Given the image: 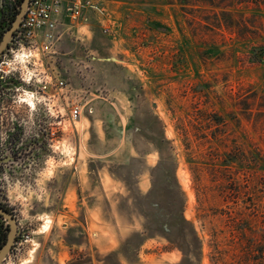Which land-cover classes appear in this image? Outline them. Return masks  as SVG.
<instances>
[{
    "label": "rangeland",
    "instance_id": "obj_1",
    "mask_svg": "<svg viewBox=\"0 0 264 264\" xmlns=\"http://www.w3.org/2000/svg\"><path fill=\"white\" fill-rule=\"evenodd\" d=\"M91 1L37 65L67 91L7 109L44 110L50 134L6 183L20 234L1 264H264V0ZM161 157L199 240L188 261L146 226Z\"/></svg>",
    "mask_w": 264,
    "mask_h": 264
},
{
    "label": "built area",
    "instance_id": "obj_2",
    "mask_svg": "<svg viewBox=\"0 0 264 264\" xmlns=\"http://www.w3.org/2000/svg\"><path fill=\"white\" fill-rule=\"evenodd\" d=\"M89 8L101 11L91 0H30L20 23L19 48L13 53L10 61L4 62L6 66H12V70H16L23 78L25 86L18 87V90H21L24 96L19 94L17 101H24L31 108L41 102L43 105H40L44 109L51 96L61 94L59 92L62 89L67 91V82L58 72H40L37 65L56 57L57 43L63 30H66V25L78 21ZM21 67L26 69V73ZM29 99L33 101V105ZM80 110L79 104L70 105L67 119L76 120L80 116Z\"/></svg>",
    "mask_w": 264,
    "mask_h": 264
},
{
    "label": "flooded vegetation",
    "instance_id": "obj_3",
    "mask_svg": "<svg viewBox=\"0 0 264 264\" xmlns=\"http://www.w3.org/2000/svg\"><path fill=\"white\" fill-rule=\"evenodd\" d=\"M22 1L19 4H17V0H12L11 2H6V0L0 1V41L19 13ZM3 3L11 5V11L5 24L1 21ZM13 13L15 14L13 19H11ZM20 41L21 31L19 24L13 31L12 38L8 42L7 47L0 55V64H2L0 65V207L12 215L17 225V233L10 252L15 249V245L18 243L20 228L17 224L14 210L7 204L6 183L9 179L12 183L14 180H17L19 172H30L33 169L47 146L50 134V127L44 118L45 112H42V115L37 113L39 117L36 121L31 120V122L24 118L19 119L11 116L9 121L7 115V109L11 107L10 104L17 101L19 95L18 87L25 86L23 78L19 76V73L16 70H12V66H6L4 63L12 59L13 53L19 48ZM28 101L33 105L32 100L29 99ZM10 114H12V111ZM8 227L7 220L0 214V242L1 235H5L0 248L6 240Z\"/></svg>",
    "mask_w": 264,
    "mask_h": 264
},
{
    "label": "trees",
    "instance_id": "obj_4",
    "mask_svg": "<svg viewBox=\"0 0 264 264\" xmlns=\"http://www.w3.org/2000/svg\"><path fill=\"white\" fill-rule=\"evenodd\" d=\"M20 1L17 0V4ZM10 11L11 5L3 3L1 21L4 24L8 20ZM157 195L164 199L156 201L154 197ZM145 199L147 200L144 211L146 226L160 232L171 243L177 245L185 255L184 261H188L192 251L199 249V240L191 223L183 215L184 198L174 170L164 167L163 157L152 170V186L145 195ZM4 236V234L1 235L0 246L4 241Z\"/></svg>",
    "mask_w": 264,
    "mask_h": 264
},
{
    "label": "water",
    "instance_id": "obj_5",
    "mask_svg": "<svg viewBox=\"0 0 264 264\" xmlns=\"http://www.w3.org/2000/svg\"><path fill=\"white\" fill-rule=\"evenodd\" d=\"M29 0H23L20 5V11L17 14L15 20L13 21L11 27L4 33L2 40L0 41V55L3 52V50L7 47L8 42L12 38L13 31L19 26L26 9L28 7ZM264 55V53H263ZM0 214L2 217H4L7 220V223L9 225L7 229V236L6 240L3 244V246L0 248V264L2 261L6 258L7 254L11 250V246L14 243L15 236L17 233V225L15 219L12 217V215L5 210L4 208L0 207Z\"/></svg>",
    "mask_w": 264,
    "mask_h": 264
},
{
    "label": "crops",
    "instance_id": "obj_6",
    "mask_svg": "<svg viewBox=\"0 0 264 264\" xmlns=\"http://www.w3.org/2000/svg\"><path fill=\"white\" fill-rule=\"evenodd\" d=\"M85 16V15H84ZM82 16L78 21L75 22H70L69 24L66 25V30L71 29L74 25L78 24L81 20L86 21V16Z\"/></svg>",
    "mask_w": 264,
    "mask_h": 264
}]
</instances>
